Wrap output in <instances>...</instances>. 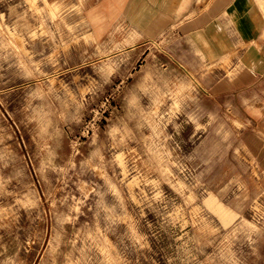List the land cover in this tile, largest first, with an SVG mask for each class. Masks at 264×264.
<instances>
[{"label": "rangeland", "instance_id": "obj_1", "mask_svg": "<svg viewBox=\"0 0 264 264\" xmlns=\"http://www.w3.org/2000/svg\"><path fill=\"white\" fill-rule=\"evenodd\" d=\"M210 1L0 0V264H264L260 105L217 93L246 56L195 41Z\"/></svg>", "mask_w": 264, "mask_h": 264}, {"label": "crops", "instance_id": "obj_2", "mask_svg": "<svg viewBox=\"0 0 264 264\" xmlns=\"http://www.w3.org/2000/svg\"><path fill=\"white\" fill-rule=\"evenodd\" d=\"M153 9L201 8L199 0H144ZM264 0H211L210 9L195 15L194 24L204 23L199 33L195 32V41L210 49L215 56L227 54V50L241 47L246 56V68L233 78L226 77L217 83V93L237 96L247 95L249 103L260 105L253 109L248 105V126L250 136H255L251 146L258 148L260 161L264 165ZM196 11V10H195ZM188 12V11H187ZM187 12H181L185 16ZM170 14V13H169ZM181 17V18H182ZM177 22V20H169ZM202 25V24H201ZM231 30L236 34L231 38ZM242 44L243 46H238ZM209 45V46H208ZM214 51H213V50ZM225 50V51H224ZM212 55V54H211ZM251 99V100H250ZM253 99V100H252ZM256 99V100H255ZM256 112V115H254Z\"/></svg>", "mask_w": 264, "mask_h": 264}, {"label": "bare ground", "instance_id": "obj_3", "mask_svg": "<svg viewBox=\"0 0 264 264\" xmlns=\"http://www.w3.org/2000/svg\"><path fill=\"white\" fill-rule=\"evenodd\" d=\"M210 205L220 213L224 220H229L231 218V213L222 206H219L213 199L210 200Z\"/></svg>", "mask_w": 264, "mask_h": 264}]
</instances>
